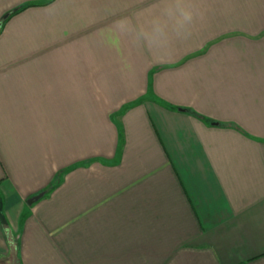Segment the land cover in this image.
I'll return each mask as SVG.
<instances>
[{"label": "crops", "instance_id": "obj_1", "mask_svg": "<svg viewBox=\"0 0 264 264\" xmlns=\"http://www.w3.org/2000/svg\"><path fill=\"white\" fill-rule=\"evenodd\" d=\"M0 200V264H264V0H0Z\"/></svg>", "mask_w": 264, "mask_h": 264}, {"label": "trees", "instance_id": "obj_2", "mask_svg": "<svg viewBox=\"0 0 264 264\" xmlns=\"http://www.w3.org/2000/svg\"><path fill=\"white\" fill-rule=\"evenodd\" d=\"M31 6H32V5H31ZM27 7H30V6H25V7H23V8H20V9L14 11L11 15L17 14V13L23 11L24 9H26ZM11 15H10V16H11ZM10 16H9V17H10ZM50 189H51V188H50ZM50 189H48V191H49ZM0 223H1L2 225H5L4 220H3V214H2V204H1V200H0ZM8 236H9V234H8Z\"/></svg>", "mask_w": 264, "mask_h": 264}, {"label": "water", "instance_id": "obj_3", "mask_svg": "<svg viewBox=\"0 0 264 264\" xmlns=\"http://www.w3.org/2000/svg\"><path fill=\"white\" fill-rule=\"evenodd\" d=\"M4 19H6V18H4ZM42 196H43V194L41 193V194H39V195H37V196H35V197L29 199V200L27 201V204H28V205H32V204L35 203L38 199H40Z\"/></svg>", "mask_w": 264, "mask_h": 264}, {"label": "clouds", "instance_id": "obj_4", "mask_svg": "<svg viewBox=\"0 0 264 264\" xmlns=\"http://www.w3.org/2000/svg\"><path fill=\"white\" fill-rule=\"evenodd\" d=\"M190 18V17H189Z\"/></svg>", "mask_w": 264, "mask_h": 264}]
</instances>
